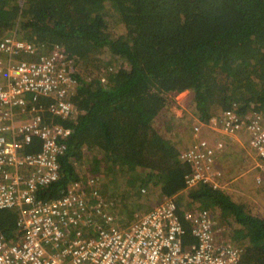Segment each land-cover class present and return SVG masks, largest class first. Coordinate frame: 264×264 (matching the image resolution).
Returning a JSON list of instances; mask_svg holds the SVG:
<instances>
[{
	"label": "trees",
	"instance_id": "obj_1",
	"mask_svg": "<svg viewBox=\"0 0 264 264\" xmlns=\"http://www.w3.org/2000/svg\"><path fill=\"white\" fill-rule=\"evenodd\" d=\"M110 9L118 12L122 33ZM10 33L36 44L40 54L59 44L68 59L79 62L74 113L54 117L71 130L60 178L39 188V199L62 196L82 178L79 165L90 164L95 172L103 166L109 176L131 179L137 195L159 187L173 197L186 228L184 245L194 241L184 211L200 202L220 210L225 222L215 223L243 250L242 264H264V218L252 214L246 201L234 200L227 187L200 181L188 188L193 167L180 147L189 143L180 146L179 134L172 142L155 127L172 95L187 90L202 120L235 105L241 114L249 108L264 113V0H0V39ZM211 136L225 143L212 162L223 170L231 136L217 130ZM243 138L237 143L254 154ZM41 145L35 137L25 152ZM126 208L128 215L135 211ZM18 215L19 208L0 210V229L9 239L16 235Z\"/></svg>",
	"mask_w": 264,
	"mask_h": 264
},
{
	"label": "built area",
	"instance_id": "obj_2",
	"mask_svg": "<svg viewBox=\"0 0 264 264\" xmlns=\"http://www.w3.org/2000/svg\"><path fill=\"white\" fill-rule=\"evenodd\" d=\"M71 64L75 60L59 44L40 54L36 44L16 34L0 39V210L19 208L16 235L9 239L0 229V264L244 263L243 250L217 235L210 209L184 211L194 238L184 245L186 228L173 197L125 227L116 222L114 203L100 192L101 175L80 178L60 197H37L39 188L60 178V158L68 147L71 130L54 117L74 113L77 81ZM239 111L237 105L223 110L205 126L239 141L243 133L254 150L255 167L264 174V113ZM35 137L41 138V148L26 153ZM224 145L199 139L183 152L193 167L188 188L200 181L223 187L224 173L212 162Z\"/></svg>",
	"mask_w": 264,
	"mask_h": 264
},
{
	"label": "rangeland",
	"instance_id": "obj_3",
	"mask_svg": "<svg viewBox=\"0 0 264 264\" xmlns=\"http://www.w3.org/2000/svg\"><path fill=\"white\" fill-rule=\"evenodd\" d=\"M110 10L112 13H116L115 28H117L116 30H118L119 33H122L124 30L122 29V23L120 19H118V12L114 9ZM17 21L18 18L16 19V22ZM78 63L79 62H77V64ZM77 64H75L76 69L78 68ZM86 64L83 62V66ZM193 98L194 96L191 90L172 95L170 98L171 100L162 109L155 123V127L165 134L167 139L171 140L172 142H177L175 139L178 136H175L174 134H179V137L181 136L183 139V141L178 140V144L180 146L186 145L187 143H189V146L193 140L198 141L199 139L209 141L210 143H214V141H216L214 136H211L213 133H207L210 128L205 125L200 127L198 134H194L196 130L194 128L195 124L192 125L194 121L192 118L194 114ZM251 111L252 109L249 108L245 114H250ZM177 126L180 127L179 130ZM185 128L187 131H189L188 136L183 132V129ZM212 130L213 129H211L209 132H212ZM243 137L244 136H240L241 141H244ZM226 139L228 140L226 143V145H228V148L226 149L228 153L224 156L221 162V167L225 171V180L228 181L234 177H239L237 179L236 189L233 191V193L229 191H227V193H229V195L234 200L246 201L248 210L252 214L264 218V208L260 207L263 205L261 203H264V194L263 192L257 190L252 183V180H254L255 183L257 175L260 174L262 175L261 179L264 182L263 172L260 170V168L255 167V154H250L245 149V147H243V145L240 143L238 144V141L233 139V137ZM88 166H90L91 171H87ZM78 167L79 172L83 174L81 179H88L89 176H95L98 175L96 173H100V192L114 203L113 208H115V210H113V212L116 215V222H118V224L122 227L131 224L135 220V216L137 214L145 213L153 208L156 204H159L160 202L162 203L165 199H167L166 196L162 195L159 187L142 188L141 195H137L134 190L135 186H133L131 179L128 180V177L122 178L121 176H117L116 178L111 175L109 176L108 173H105L103 170V166L98 170L99 172H95L96 170L93 171L91 169V165L86 163L79 165ZM243 173L244 176L242 175ZM85 174H87V176H85ZM228 183L226 189H228ZM261 189H264V185L261 186ZM185 194L186 193H184V195ZM181 197H185V201H189V196L181 195ZM201 204L202 203L200 202H193L187 209L200 208L202 207ZM127 206L135 210L132 215L127 214L129 212V210L126 208ZM210 210L213 212L217 225L219 226V222L220 226L223 225L225 220L222 218L220 210L216 209L215 207L210 208ZM217 225L216 227L219 229V231L216 230V233L219 237H223L222 234L224 229L222 228L221 233V229Z\"/></svg>",
	"mask_w": 264,
	"mask_h": 264
},
{
	"label": "crops",
	"instance_id": "obj_4",
	"mask_svg": "<svg viewBox=\"0 0 264 264\" xmlns=\"http://www.w3.org/2000/svg\"><path fill=\"white\" fill-rule=\"evenodd\" d=\"M207 133H213V132H209V131H207ZM222 172L224 173V176H223V179H222V186L223 187H227V183H228V189H227V191H229V192H233L235 189H236V183H237V179L239 178V177H234L233 179H230V180H225L224 179V177H225V171L224 170H222ZM243 176H244V173L242 174ZM241 175V176H242ZM258 176L259 175H257V178H256V181H255V183H254V180H252V183L254 184V187L257 189V190H259V191H261V192H263V194H264V189H261V186L262 185H264V182H263V180L261 179V181H258ZM250 184V183H249ZM259 184H261V185H259ZM261 189V190H260ZM261 204H263L262 206H260L261 208H264V203H261Z\"/></svg>",
	"mask_w": 264,
	"mask_h": 264
},
{
	"label": "clouds",
	"instance_id": "obj_5",
	"mask_svg": "<svg viewBox=\"0 0 264 264\" xmlns=\"http://www.w3.org/2000/svg\"><path fill=\"white\" fill-rule=\"evenodd\" d=\"M10 34H12V33H10ZM8 35V34H7ZM223 110H221V111H218L217 112V114L218 113H220V112H222ZM214 115H216V114H214ZM213 115V116H214ZM212 117V116H211ZM192 118L194 119V121H193V124L192 125H194V128H195V126L196 125H201V127H202V125H205V123L207 122V121H209V119L208 120H202L199 116H197V115H194L193 114V116H192ZM211 129H209V131H210ZM214 130H212V132H213ZM199 132H194V134H198ZM196 140H193V142H195ZM191 145V144H190ZM189 146H186L185 148H183V147H180V149H181V151H182V154H183V152L188 148ZM196 187V186H195ZM195 187H193V188H195Z\"/></svg>",
	"mask_w": 264,
	"mask_h": 264
}]
</instances>
